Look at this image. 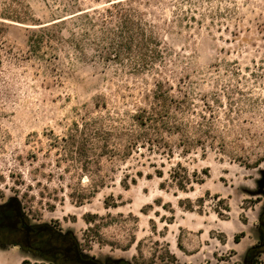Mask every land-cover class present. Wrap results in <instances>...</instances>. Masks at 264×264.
Here are the masks:
<instances>
[{"label":"rangeland","instance_id":"1","mask_svg":"<svg viewBox=\"0 0 264 264\" xmlns=\"http://www.w3.org/2000/svg\"><path fill=\"white\" fill-rule=\"evenodd\" d=\"M126 13L148 48L118 60ZM159 83L178 128L146 135L132 116ZM13 197L102 262L245 264L264 244V0H0V205ZM38 260L0 245V264Z\"/></svg>","mask_w":264,"mask_h":264},{"label":"flooded vegetation","instance_id":"2","mask_svg":"<svg viewBox=\"0 0 264 264\" xmlns=\"http://www.w3.org/2000/svg\"><path fill=\"white\" fill-rule=\"evenodd\" d=\"M0 245L18 247L40 257V264H130L124 259L102 262L84 254L70 232L53 224L31 222L13 202L0 205Z\"/></svg>","mask_w":264,"mask_h":264},{"label":"trees","instance_id":"3","mask_svg":"<svg viewBox=\"0 0 264 264\" xmlns=\"http://www.w3.org/2000/svg\"><path fill=\"white\" fill-rule=\"evenodd\" d=\"M122 27L124 29H120L118 31V36L120 37V42L117 44L118 48H115V53H114V58L116 59H121L122 55H127V58H131L130 55H132L134 52H138L142 55L146 54L144 53L142 50L144 48H148L147 47V43L145 42V40L143 39L144 37V29L141 27L140 23H135V21L133 20V18L129 15V14H125L123 17V24ZM140 34V35H139ZM140 36V37H139ZM42 36H35L32 37V41L35 43H39L41 42ZM142 52V53H141ZM144 56V55H143ZM132 64V63H131ZM149 64L148 63H143V67H147ZM136 66V65H134ZM138 68V67H137ZM158 88H160L159 92H156L154 95V98L156 99L154 106H152L151 111H148L146 109H141L138 113H135L132 116L133 121L136 123V125H138L140 128H142L143 132L147 133V128L152 127V128H158L156 126H158L161 122L163 124H166V122L164 121V119L169 118L170 116L172 117H176V115H172V113L169 111L170 108V104L171 102H176L177 106L178 102L175 100V98L170 97L169 92H166L163 90V84L159 83ZM167 125V124H166ZM168 127V131L173 130V128H178L176 126H171V125H167ZM158 132L160 133V128H158ZM107 136H110L111 132L110 131H106L104 132ZM120 138H124L128 141V146L129 148H132L135 141L138 139H134L133 135L131 134L130 131H126V130H122L119 135ZM161 138L163 137L162 135L160 136ZM148 140L151 141H155V138L150 139L151 137L148 136L147 137ZM113 152L114 149H112ZM117 152V150H116ZM7 202H13L17 205V207L19 209L22 210L20 202L18 200V198L13 197L11 199H9ZM259 228H260V237L261 239L264 240V209L261 212L260 215V224H259ZM238 240V239H236ZM264 250V244H260L257 246H253L251 248H249L246 252V261L245 264H259V261L256 259L259 254L261 252H263Z\"/></svg>","mask_w":264,"mask_h":264}]
</instances>
